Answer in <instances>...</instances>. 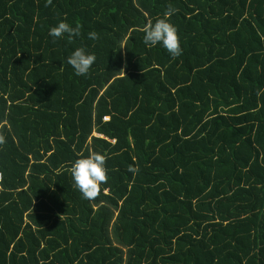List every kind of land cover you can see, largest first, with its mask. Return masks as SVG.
<instances>
[{
  "label": "trees",
  "instance_id": "trees-1",
  "mask_svg": "<svg viewBox=\"0 0 264 264\" xmlns=\"http://www.w3.org/2000/svg\"><path fill=\"white\" fill-rule=\"evenodd\" d=\"M169 5L176 59L143 43ZM0 131V264H264V0H0Z\"/></svg>",
  "mask_w": 264,
  "mask_h": 264
},
{
  "label": "clouds",
  "instance_id": "clouds-1",
  "mask_svg": "<svg viewBox=\"0 0 264 264\" xmlns=\"http://www.w3.org/2000/svg\"><path fill=\"white\" fill-rule=\"evenodd\" d=\"M50 5H52V0H45V7ZM176 11L175 8L169 5L168 10L164 13V18H159L154 22L149 21L143 28V43L149 48L162 45L173 59L181 56L183 52L178 30L168 19ZM81 28L80 24L72 26L61 21L58 25L50 28L49 35L53 37V42L62 38L65 34L71 40L81 36ZM88 38L96 40L99 39V36L97 32L91 31L88 33ZM95 60L94 54H88L85 48L80 47L67 58V63L74 69L75 75L87 76ZM257 95H260L259 90ZM6 143V137L0 131V146ZM106 162L107 157L104 154L93 151L85 157L76 159L70 167V173L74 181L73 188L82 194L83 199L92 204L99 200L102 191L101 186L108 181ZM128 171L135 174L139 169L129 165ZM100 203L104 205L106 201H100Z\"/></svg>",
  "mask_w": 264,
  "mask_h": 264
}]
</instances>
